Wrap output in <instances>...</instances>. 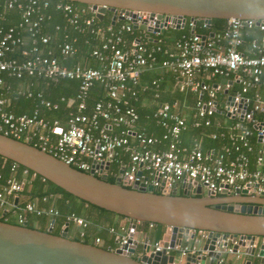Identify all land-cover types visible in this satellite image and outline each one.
Instances as JSON below:
<instances>
[{
	"label": "built area",
	"instance_id": "1",
	"mask_svg": "<svg viewBox=\"0 0 264 264\" xmlns=\"http://www.w3.org/2000/svg\"><path fill=\"white\" fill-rule=\"evenodd\" d=\"M49 6V0H0V133L32 140L34 146L79 170L150 184L159 192L175 189L181 194L190 184V190L200 185L216 196H233L241 191L252 197L264 196V21L230 17L221 30L200 33L195 31L199 18H186L184 25L187 23L189 30L173 40L172 48L163 49L158 45L162 42L159 34L168 28L181 29L171 27L176 22L164 14L158 17L135 11L132 17L118 9L113 23L97 25L96 9L90 4L59 1L54 8L63 14L65 23L55 29L72 28L91 34L95 43L89 56L96 66L86 62L67 66L60 58L75 55L77 48L63 41L57 44L55 55L49 46L50 36L41 31L43 21L50 17L44 11ZM13 9L18 20L5 25L6 12ZM210 25L202 19V28ZM156 27L158 31L153 30ZM243 29L257 30L262 36L260 40L251 39L243 49ZM159 51L165 56L160 60ZM153 68L161 74L149 85L155 90L153 101L158 98L156 90L163 73L171 75L172 90L194 97L192 104L185 97L156 102L151 118L161 128L160 136L144 130L132 104L146 89L140 84L142 73ZM24 76L33 81L12 88L6 80H22ZM59 79L76 80L78 87L73 97L59 98L66 106L64 119H49L41 115V108L56 109L58 102L45 98L42 90L33 92L32 86L37 80ZM95 85L102 91L89 107V93ZM18 96L36 98L38 103L30 113H15L11 101ZM209 126L217 128L206 134L221 142L218 147L202 150L195 138L183 144L182 135L189 128ZM115 161L117 169L110 171ZM23 184V179L12 175L0 181V216L13 212L22 224L26 212L46 214L48 228L52 229V217L57 214L52 206L42 209L29 201L18 205ZM127 219L134 224V235L145 222ZM69 223L83 236L87 225L84 218L67 215L60 231ZM152 224L149 222V226ZM109 232L117 246L127 242V233L120 234L113 227ZM191 235L197 241L204 240L208 231L189 228L183 241ZM244 239L237 235L232 244ZM170 240L171 234L164 230L160 239L150 242L147 238L145 242L152 251L162 249L163 244L167 251L173 248L182 255L196 250L194 244L185 242H175L171 247ZM94 241L98 243L100 238ZM232 244L223 250L232 253ZM259 244H264V239L256 236L252 246ZM235 253L238 256L240 252ZM218 264L225 262L220 258Z\"/></svg>",
	"mask_w": 264,
	"mask_h": 264
},
{
	"label": "water",
	"instance_id": "2",
	"mask_svg": "<svg viewBox=\"0 0 264 264\" xmlns=\"http://www.w3.org/2000/svg\"><path fill=\"white\" fill-rule=\"evenodd\" d=\"M90 4L101 20L106 10H123L130 16L135 11H146L160 17L173 19L171 27L182 28L185 19L202 18L207 24L211 19H256L264 21V0H67ZM149 30H152L148 28ZM153 30L158 31L159 28ZM0 155L42 176L64 191L88 203L104 208L129 219H139L165 226L171 234L169 245H182L183 234L189 228L206 230L208 236L199 240L195 252L182 255L178 250L152 251L150 244L134 238V224L127 228V242L113 250L94 243L68 238V226L53 234L51 228L42 231L28 227L26 222L13 224L0 221V264H218L232 244V253H242L251 258L243 264H264V244L252 246L256 236L264 239V196L252 197L241 191L233 196H216L200 185L190 190V184L178 194L175 189L155 190L150 184L85 172L34 146L29 140H19L0 133ZM109 167V162H104ZM139 174V172H138ZM17 200L15 199V202ZM191 238H194L191 235ZM228 238V240H226ZM137 252L138 256H134ZM239 253V254H240ZM239 255L235 257L237 260Z\"/></svg>",
	"mask_w": 264,
	"mask_h": 264
},
{
	"label": "trees",
	"instance_id": "3",
	"mask_svg": "<svg viewBox=\"0 0 264 264\" xmlns=\"http://www.w3.org/2000/svg\"><path fill=\"white\" fill-rule=\"evenodd\" d=\"M70 2L74 5L83 6L84 3L67 1V0H49L50 6L45 9V13L49 14V19H46L42 23L41 31L44 34L50 36L49 46L53 49V53L58 55L57 44L68 41L77 48L75 55L62 59L61 63L67 66H70L74 63L81 62L90 66H96V62L89 56V52L93 47L94 40L91 34L88 33H77L72 28L67 30L55 29L56 25L62 26L65 23L63 14L54 8L56 2ZM112 13L106 11L101 20L96 19L97 25H107L111 23ZM18 20L17 12L13 10H8L6 12V21L5 25L15 24ZM225 19L213 18L211 19V25L209 28H202V18H199L195 25V31L200 33H208L209 30L219 31L221 30ZM118 22L115 23L117 25ZM189 30L187 23L181 29H164L160 34L162 42L158 43L161 48H172L173 40L178 37L181 33H186ZM262 32L255 31L252 29H243V45L241 48H247L248 42L255 38L260 40ZM15 56L14 54L10 55ZM165 57L161 51L157 53V58L160 60ZM160 71L157 68L145 71L140 77V84L146 85L144 91H140L136 101H132L133 106L135 107L138 116L139 124L144 128V130L154 136H160L162 130L159 126L155 124L151 118V113L156 107V102L160 101H171L174 98H186L189 104H192L194 97L192 94H183L177 90H172V78L170 74L162 76V80L159 82L157 88L158 98L152 100L154 89L149 88L151 80L160 77ZM168 78V82L165 80ZM7 82L10 83L12 88H16L20 84H25L27 82L33 81L31 77H23L22 80H16L12 78H6ZM78 87V82L73 79H59L56 82L47 81V80H37L33 82L32 90L33 92L42 90L43 96L51 101H57L58 107L56 109H44L41 108V115L49 118L60 120L64 119L66 106L64 102H59L60 97L71 98L74 96ZM101 88L98 85H95L91 88L89 93V98L87 101L88 106L90 107L94 100H96L101 93ZM38 99L33 97L18 96L11 101V109L15 113H30L32 109L37 105ZM217 128L215 126L203 127V128H189L182 135V140L184 145L190 144L193 138L199 139L200 148L202 150L208 147H218V140L210 139L206 133L215 132ZM23 140V138H19ZM31 144H34V141L31 140ZM123 160H126V156H121ZM14 166V167H13ZM117 169L116 161L113 162L110 166V171H115ZM26 170L25 173L23 171ZM13 176L17 179H23L24 184L23 188L20 191V195L24 199L18 204L19 206L24 205L25 202H33L37 207L46 209L49 206H52L57 214L52 217L53 227L51 232L53 234H59L62 224L65 222V218L69 214H74L84 218L87 225L83 228V236H80V229L73 226L72 223L68 225V238L82 241L84 243H91L90 241V232L92 229H95L100 226L99 232L102 234L105 229L110 227L114 228V224L111 220L112 216L125 217L123 215L116 214L104 208L98 207L91 203H88L84 200L79 199L78 197L64 191L62 188L51 183L42 176L34 173L30 169L0 155V181L5 180L9 176ZM109 182H114L115 178L109 175L106 178ZM43 197H46V200H43ZM34 219H37L42 224H45L49 219L46 214L35 215L32 212H26V224L28 227L37 228L39 230L45 231L44 226L35 227ZM0 221H5L13 224H20L13 212H7L4 215L0 216ZM144 229L147 232V235L151 237L152 240H158L161 238L165 226L158 223H153L152 226H149V222H144ZM96 227V228H95ZM102 229V230H101ZM112 242V240L110 239Z\"/></svg>",
	"mask_w": 264,
	"mask_h": 264
},
{
	"label": "crops",
	"instance_id": "4",
	"mask_svg": "<svg viewBox=\"0 0 264 264\" xmlns=\"http://www.w3.org/2000/svg\"><path fill=\"white\" fill-rule=\"evenodd\" d=\"M167 82H168V78L165 79ZM20 199L23 200L24 197L23 196H20ZM111 220L113 222V224L115 225L114 228L115 230H117L118 233L120 234H126V230L128 228V219L127 217H120V216H112L111 217ZM34 225L37 226V227H40V226H44L47 230L48 228V220L45 224H42L40 221H38L37 219H34ZM101 226H103L102 224L100 226H98L95 229H92V231L90 232V241L91 243H94L102 248H105V249H108V250H113L114 248L117 247L116 243L114 242L113 240V235L109 232V228L108 229H105V231H103V233L101 234L99 232V229L98 228H101ZM121 227H124L125 230H121L120 228ZM102 230V229H101ZM165 230V229H164ZM96 237H99L100 238V241L98 243H95V238ZM147 237L148 240L150 242H153L154 240L151 239V237H149L147 235V232L145 231L144 229V225L140 226L137 228L136 232H135V236L134 238L136 239H143ZM110 239L112 240V242L110 241ZM198 239L196 236L194 238H191V239H188L187 237H184V242L185 243H191V244H196L198 241L196 240ZM139 256L140 253L137 252L134 256ZM235 257L236 254H231V253H225L222 255V259L224 260L225 264H243V262L248 259V258H251L249 256H246V255H243L242 253L239 254V257L237 260H235ZM233 261V263L231 262ZM215 264V263H213Z\"/></svg>",
	"mask_w": 264,
	"mask_h": 264
},
{
	"label": "rangeland",
	"instance_id": "5",
	"mask_svg": "<svg viewBox=\"0 0 264 264\" xmlns=\"http://www.w3.org/2000/svg\"><path fill=\"white\" fill-rule=\"evenodd\" d=\"M35 227H37V226H35ZM232 263H233V261H231Z\"/></svg>",
	"mask_w": 264,
	"mask_h": 264
}]
</instances>
